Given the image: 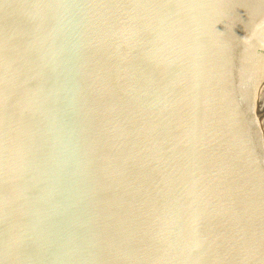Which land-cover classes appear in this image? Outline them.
Wrapping results in <instances>:
<instances>
[{
    "label": "water",
    "instance_id": "obj_1",
    "mask_svg": "<svg viewBox=\"0 0 264 264\" xmlns=\"http://www.w3.org/2000/svg\"><path fill=\"white\" fill-rule=\"evenodd\" d=\"M0 264H264V0H0Z\"/></svg>",
    "mask_w": 264,
    "mask_h": 264
}]
</instances>
